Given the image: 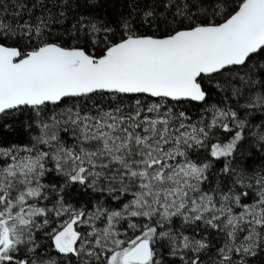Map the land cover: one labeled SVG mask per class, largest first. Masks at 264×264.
Instances as JSON below:
<instances>
[{"label":"snow or ice","instance_id":"1","mask_svg":"<svg viewBox=\"0 0 264 264\" xmlns=\"http://www.w3.org/2000/svg\"><path fill=\"white\" fill-rule=\"evenodd\" d=\"M71 7L0 0V115L34 112L39 128L30 145L0 147V264H248L264 251V175L254 196L234 191L252 188L238 173L205 191L211 163L190 154L210 146L211 157L231 158L248 120L226 101L206 107L212 119L199 126L173 107L207 106L219 89L264 109V0H154L142 21L163 18L162 35L139 34L131 13L115 28L78 16L72 36L83 43L66 47L49 30ZM103 94L121 103L86 105ZM213 129L234 134L213 143ZM252 135L264 146V131ZM53 171L59 188L43 182ZM221 172L231 179L235 169L226 162ZM75 184L120 203L75 207L65 192ZM209 230L223 238L215 258ZM38 232L62 258L44 251Z\"/></svg>","mask_w":264,"mask_h":264},{"label":"trees","instance_id":"2","mask_svg":"<svg viewBox=\"0 0 264 264\" xmlns=\"http://www.w3.org/2000/svg\"><path fill=\"white\" fill-rule=\"evenodd\" d=\"M83 7H78L76 0H71V10L67 9H59L66 11L68 15V19L64 20L62 24L56 23L54 24L49 32L50 36L55 39L59 37L64 45L66 42L68 44L75 43L76 40L73 39L72 36V24L75 23V18L78 16L85 17H93L99 20L105 21L110 27L115 28L117 23L123 17H128L129 14H132V18L135 21V28L138 31L146 32L145 34H156L162 35L164 31L169 28L168 24L164 23L163 18H157V20L153 21L152 25L149 26L147 23L142 21V12L146 10L147 7H151L154 3V0H80ZM9 2V0H5V3ZM51 6V4L49 5ZM11 11V10H10ZM53 11H57V8H53ZM40 9H34L33 15H40ZM25 19H27V14H25ZM108 19V20H107ZM169 21H171V17H168ZM172 27H177L178 25H171ZM56 36V37H55ZM65 42V43H64ZM79 42V41H78ZM77 42V43H78ZM82 42V40L80 41ZM243 74V71L240 70ZM213 92L210 100L212 104L215 102L217 104L224 105L225 101L227 105L231 106L229 103L234 102V98L230 99L228 103V99L226 100V93L221 91ZM104 96L105 100L109 99V95L103 94L98 95ZM97 97V96H95ZM119 97V96H118ZM127 98V96H124ZM211 102V101H210ZM209 102V103H210ZM111 103V102H109ZM211 104V105H212ZM174 105V103H171ZM179 112H196L200 105L193 104L192 102L181 103L178 105H174ZM232 107V106H231ZM233 108V107H232ZM234 109V108H233ZM236 110V109H234ZM256 110L258 117L255 115L248 116V125L245 128V140L238 143V150L234 151L231 158H215L210 155V146L206 148H201L195 150L193 153H190L193 158H197L204 161H210L211 167L208 170V179L205 182L206 186L211 189H215L218 185L223 188L225 181L227 180L228 184L231 185L236 179V172H230L228 176H231V179H228L225 174L221 172V169L224 167L226 162H230L231 167L238 170H244L243 173H247L250 175L258 170L262 171L264 169V146L257 140L256 136L252 135V133H259L263 131L262 126H264V116L259 111H263L264 109H251ZM237 111V110H236ZM239 112V111H238ZM262 112V113H263ZM195 114V113H193ZM261 115V116H260ZM0 117V147H9L10 145H22L32 142L33 137L37 136V124H36V113L30 111L24 112H16L9 113L8 115H1ZM213 140L212 142H221L226 143L234 133H226L223 129H213ZM226 133V134H225ZM62 134V133H61ZM51 166V165H50ZM48 175V176H47ZM47 177H44L43 182H48L49 184H55L56 186H61L64 183L63 177L57 175L54 171L47 174ZM244 175V174H243ZM243 179V184H245L244 180H247L245 176ZM79 184H75L71 187H66L65 192L68 193L69 200L74 201L75 205L80 204H88L90 206L97 204L99 201H103L104 204L108 201L110 196L106 193H102L100 195L99 192L93 191L92 189L83 188V190L79 191ZM77 186V189H76ZM242 185H236L234 189H239ZM247 192H252L251 189L246 187ZM72 192V193H71ZM71 193V194H70ZM74 193V194H73ZM249 201V200H246ZM119 201H111L112 207H115L119 204ZM203 228V226H201ZM199 231V230H198ZM209 237L211 249L210 255L212 258H215V249L220 247L223 243V238L221 235L215 233V230H209L206 233ZM38 242L42 240V242L46 244V238L43 233H37ZM48 243V242H47ZM46 253L51 252L52 250L45 249ZM53 256V255H52ZM239 257V255L236 256ZM248 264H264V251L257 250L255 256H247L246 257ZM169 261H175V264H182V261L176 257H168ZM238 261V260H237ZM205 264H209L208 256H205Z\"/></svg>","mask_w":264,"mask_h":264},{"label":"rangeland","instance_id":"3","mask_svg":"<svg viewBox=\"0 0 264 264\" xmlns=\"http://www.w3.org/2000/svg\"><path fill=\"white\" fill-rule=\"evenodd\" d=\"M76 2H77V5H78V7L80 8V7H83L82 6V4H81V1L80 0H76ZM108 20V19H107ZM104 23H105V21H104ZM139 34H145L146 32H142V31H138V30H136ZM149 34V33H148ZM56 37V36H55ZM53 40H54V42H58V43H61L62 41L61 40H59V39H55L54 37H51ZM78 42V41H77ZM76 42V43H77ZM63 43V42H62ZM61 43V44H62ZM65 43V42H64ZM79 43H83V41L82 42H80L79 41ZM75 43H70V44H68L67 42L63 45V46H66V47H71V46H73ZM241 75H243L242 73H241ZM219 93H222L221 92V90H217ZM216 92V91H215ZM123 100H124V102L125 103H127L128 102V100H129V98L127 97V98H124L123 97ZM214 99H212V100H210L211 102L209 103V105H204V104H202V103H200V102H192L193 104H197V105H200V107H199V109L196 111V112H192V111H190V112H187L186 113V116L189 118L188 120H186L185 121V123H187V124H197L198 126H199V121H201V119H204V121H205V123H207L208 121H210L211 119H212V116H211V114L209 113V112H206L205 111V108L206 107H208V106H210L211 104H212V101H213ZM234 102H231V103H229V101H230V99H228V103L234 108V109H236L237 111H239V113H240V118L241 119H245V118H248V116H250V115H255L256 117H258V115L259 114H257V112H254V111H256V110H246V109H244V108H242L241 107V105H243V104H245L246 103V101L245 100H239V102L237 103V101H236V98H234ZM109 102H111V103H109ZM85 103H86V105L90 108L94 103L95 104H98V105H100L101 107H104V108H107V107H109V106H111V107H115L116 105H118V104H120L121 103V97H115L114 99L113 98H111V97H109V99L108 100H105V97L104 96H97V97H93V98H91V99H88V98H85ZM172 103H174V102H172ZM184 103H186V102H184ZM212 105H217L218 107H221V108H223L224 107V105H221V104H217L216 102L214 103V104H212ZM169 107H173V105H171V104H169ZM173 110L175 111V112H177V113H179V111H177V108L176 107H173ZM260 113H261V115L263 114V116H264V112L263 111H259ZM263 112V113H262ZM193 113H195V114H193ZM10 114H11V112H10ZM260 115V116H261ZM0 117H3V116H1L0 115ZM263 128V131H264V127H262ZM37 129H38V132H37V135H39V128L37 127ZM62 134H61V136L63 137V132H61ZM226 134V133H225ZM67 142L70 144L71 143V138L69 137V138H67ZM32 142H29V143H26V144H23L22 143V145H19V146H25V145H30ZM10 146H12V145H10ZM9 146V147H10ZM3 147H5V146H3ZM5 148H7V147H5ZM21 155H24V153H21ZM193 158V157H192ZM194 160H197L198 162H200V161H204V160H200V159H195V158H193ZM49 167H51L50 165H49ZM236 173H238V174H240V176L242 177V178H244L245 176L247 177V180H244V182H245V184L247 185V184H252V188H251V195L252 196H254L255 195V189L258 187L256 184H255V179L257 178V176H258V174H260V175H264V169L262 170V171H260V170H258V171H256V172H254V173H251L250 175H248L247 173H243L244 172V170H238V171H235ZM244 174V175H243ZM48 176V175H47ZM47 176H45V177H47ZM45 184H49L48 182L46 183V182H44ZM49 185H51V184H49ZM78 186V188H79V191L80 190H83V186H81V185H77ZM77 186H76V189H77ZM58 188L60 187V185L59 186H57ZM203 187H204V190L205 191H208L210 188H208V186H206V184H204L203 185ZM66 189V188H65ZM223 189V188H222ZM246 190V187H243V186H241V187H239V189H234V191H236V192H239V191H245ZM245 192H247V191H245ZM72 193V192H71ZM70 193V194H71ZM100 193V192H99ZM104 193H106V192H104ZM74 194V193H73ZM102 193H100V195H101ZM107 194V193H106ZM50 195V198H52L55 194H52V193H50L49 194ZM69 195V194H68ZM68 195L66 196V200L69 202V203H71L73 206H75V207H81V206H83L84 208H86L87 210H91L92 208H93V205H95L94 203H93V205L92 206H90V205H88V204H86V203H84V204H80V205H75V203H74V201H72V200H69L70 198H68ZM246 200H249V201H246ZM111 201H114V200H112L111 199V197L110 198H108V201H106L105 202V205L106 206H109V207H112V204H111ZM242 202H244V203H251L252 201H251V199H249L248 197H243L242 198ZM44 203H48L47 201H44ZM49 206H51V205H49ZM239 209H237V211H238ZM99 223V222H98ZM180 225V220L179 219H176L175 221H174V226L175 227H178ZM201 226H203V225H201ZM204 227V226H203ZM42 233V232H41ZM185 234H191V232H190V230L189 231H187ZM197 238H199V237H197ZM48 242V243H47ZM39 243L41 244V247L43 248V245H45V242L43 243L42 242V240H40L39 241ZM46 244H48L49 245V248H50V250H52V255H53V257H57V253L55 252V250L54 249H51V247H50V242L48 241V240H46ZM48 248V249H49ZM45 250V249H44ZM237 255H239V254H237ZM58 259H60V258H62V257H57ZM176 258H178L179 259V257H176ZM237 260L239 261V257H237Z\"/></svg>","mask_w":264,"mask_h":264}]
</instances>
